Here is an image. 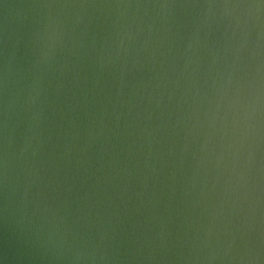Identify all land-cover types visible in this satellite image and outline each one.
I'll use <instances>...</instances> for the list:
<instances>
[{
	"label": "water",
	"instance_id": "water-1",
	"mask_svg": "<svg viewBox=\"0 0 264 264\" xmlns=\"http://www.w3.org/2000/svg\"><path fill=\"white\" fill-rule=\"evenodd\" d=\"M0 264H264V0H0Z\"/></svg>",
	"mask_w": 264,
	"mask_h": 264
}]
</instances>
